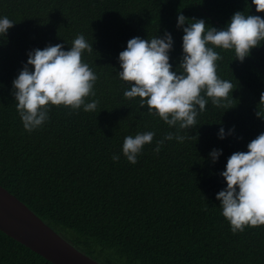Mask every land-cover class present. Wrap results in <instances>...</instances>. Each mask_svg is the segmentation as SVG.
Returning a JSON list of instances; mask_svg holds the SVG:
<instances>
[{
    "label": "trees",
    "instance_id": "trees-1",
    "mask_svg": "<svg viewBox=\"0 0 264 264\" xmlns=\"http://www.w3.org/2000/svg\"><path fill=\"white\" fill-rule=\"evenodd\" d=\"M236 11L264 17L251 0H0V16L15 23L0 35V185L102 264H264V225L233 233L216 199L227 158L264 132V44L243 62L215 48L217 74L235 89L222 107L209 98L190 129L170 127L140 97H125L129 82L118 75L128 39L169 31L170 63L179 71L178 12L221 28ZM79 33L93 47L82 60L97 75L95 96L86 98L98 100L97 109L51 105L42 126L25 130L12 80L27 52L57 43L67 49ZM221 126L235 131L218 139ZM145 131L154 139L132 164L122 154L124 137ZM169 132L186 139L165 140L155 152ZM214 148L222 149L215 163ZM0 264L52 263L0 230Z\"/></svg>",
    "mask_w": 264,
    "mask_h": 264
},
{
    "label": "clouds",
    "instance_id": "clouds-1",
    "mask_svg": "<svg viewBox=\"0 0 264 264\" xmlns=\"http://www.w3.org/2000/svg\"><path fill=\"white\" fill-rule=\"evenodd\" d=\"M251 4L256 12H264V0H251ZM14 24L8 16H0V35L5 36ZM225 25L209 27L205 18H188L178 12L176 27L183 32L179 71L170 63L174 40L169 31L151 39H128L117 57L118 75L129 82L124 96L140 97V106H147L150 114L159 116L170 127H195L209 98L213 105L222 107L235 89L230 80L217 74L216 62L222 57L215 48L233 50L235 60L243 62L253 48L264 44V17L260 15L236 11ZM92 49L84 34L79 33L67 49L57 43L27 52L26 63L12 80V95L25 130L31 132L42 126L49 119L51 105H63L72 111L97 109L98 100L86 99L95 96L97 75L82 60L83 53ZM234 131L235 126L227 130L221 126L217 138L225 139ZM154 136V131L125 136L122 154L127 161L135 164ZM172 139L183 142L186 137L169 132L156 141L154 151L159 152L165 140ZM246 149L233 152L219 173L225 187L216 193V199L233 233L244 231L246 226L264 225V132L250 140ZM221 154L222 149L214 148L209 157L215 163ZM112 159L118 161L120 155L113 154Z\"/></svg>",
    "mask_w": 264,
    "mask_h": 264
},
{
    "label": "water",
    "instance_id": "water-1",
    "mask_svg": "<svg viewBox=\"0 0 264 264\" xmlns=\"http://www.w3.org/2000/svg\"><path fill=\"white\" fill-rule=\"evenodd\" d=\"M0 230L52 264H102L56 233L1 185Z\"/></svg>",
    "mask_w": 264,
    "mask_h": 264
},
{
    "label": "rangeland",
    "instance_id": "rangeland-1",
    "mask_svg": "<svg viewBox=\"0 0 264 264\" xmlns=\"http://www.w3.org/2000/svg\"><path fill=\"white\" fill-rule=\"evenodd\" d=\"M43 221V220H42ZM44 222V221H43ZM45 223V222H44ZM48 225V224H47ZM49 226V225H48ZM50 227V226H49ZM51 228V227H50ZM56 232V231H55ZM57 233V232H56Z\"/></svg>",
    "mask_w": 264,
    "mask_h": 264
}]
</instances>
